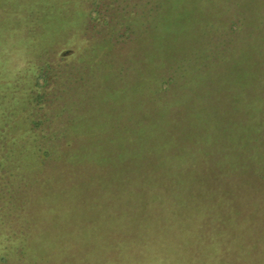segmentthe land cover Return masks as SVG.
<instances>
[{"label": "rangeland", "instance_id": "obj_1", "mask_svg": "<svg viewBox=\"0 0 264 264\" xmlns=\"http://www.w3.org/2000/svg\"><path fill=\"white\" fill-rule=\"evenodd\" d=\"M0 264H264V0H0Z\"/></svg>", "mask_w": 264, "mask_h": 264}, {"label": "trees", "instance_id": "obj_2", "mask_svg": "<svg viewBox=\"0 0 264 264\" xmlns=\"http://www.w3.org/2000/svg\"><path fill=\"white\" fill-rule=\"evenodd\" d=\"M163 83H165V81H163ZM151 196L153 197L154 195L153 194H151ZM149 199V198H148Z\"/></svg>", "mask_w": 264, "mask_h": 264}]
</instances>
